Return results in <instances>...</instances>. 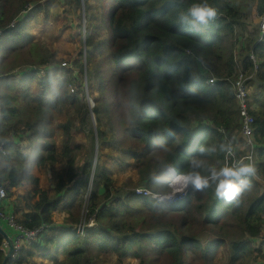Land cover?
<instances>
[{
  "label": "trees",
  "instance_id": "trees-1",
  "mask_svg": "<svg viewBox=\"0 0 264 264\" xmlns=\"http://www.w3.org/2000/svg\"><path fill=\"white\" fill-rule=\"evenodd\" d=\"M89 1L68 3L88 7ZM52 2L0 0V183L8 194L3 203L7 213L19 215L18 222L28 229L47 225V230H59L54 219L59 209L69 213L71 228L95 220L85 236H63L54 264H103L102 257L110 252L117 254L116 264L128 257L139 264H218L222 247L228 252L227 264H264V35L248 21L264 16V0H206L217 10L206 26L179 19L196 0H114L104 21L91 22L86 35L89 59L107 58L109 71L85 80L78 57L73 65L83 72L79 85L76 69L59 66L62 61L55 53L33 39V20L49 16ZM23 65L51 66L40 77L41 92L32 91L37 69L13 75ZM241 73L255 85L250 113L255 119L256 173L250 187L233 202L217 198L214 187L201 192L190 188L187 198L173 205L138 195L135 188L140 184L161 191L157 181L168 184L162 164L182 174L201 145L234 138L238 157L245 153V148L236 150L243 142L234 91ZM86 82L96 83L100 91L92 109L98 126L88 132L87 149L73 132L76 119L86 123L91 111L84 99ZM68 107L74 116L57 123V114H67ZM102 114L111 130H122L112 143L127 150L124 158L134 160L139 182L128 178V189L115 188L112 172L100 164L107 139ZM55 126L64 132L61 156L67 168L52 173L51 195L39 188L37 175L24 179V164L33 154L36 167L57 162ZM209 159L220 166L225 154ZM25 184L31 190L12 198ZM46 231L29 248L23 246L13 263L28 264L34 249L56 244ZM4 243L0 233V264L8 252Z\"/></svg>",
  "mask_w": 264,
  "mask_h": 264
},
{
  "label": "rangeland",
  "instance_id": "rangeland-1",
  "mask_svg": "<svg viewBox=\"0 0 264 264\" xmlns=\"http://www.w3.org/2000/svg\"><path fill=\"white\" fill-rule=\"evenodd\" d=\"M112 3H114V0H90L88 2V7L85 6L81 7L78 3H68V0H53V2L50 5L49 16L43 14L33 21L32 23L33 39L42 41L46 46V48H48L51 52L55 53L57 59L62 61L61 64L59 65L61 67L63 62L67 61L68 64L70 63L74 64V61L77 60L78 57H80L85 68L84 70V75L86 77V78L84 77L85 80L86 79L89 80V76L91 75L95 77L97 73H101L102 75L107 74L109 71V66L107 65L108 62L107 58H103L101 59V61L96 57L95 58L93 57L92 60L89 59L90 53L87 50L88 46L86 44V35L88 33V25L91 22H94L96 24V23H102L104 21L106 15L105 10L106 9L108 10L110 6H111L110 8L111 10L113 8ZM248 21L251 27L259 28L260 25L259 17L248 19ZM96 38L100 39L98 35H96ZM81 52H83V57H81ZM88 53H89V57H88ZM23 66H26L27 68L29 67V65H23ZM75 68L76 67L74 66V69ZM76 71L78 72L77 73L78 79L76 81L77 84L79 85L83 80V76H82L83 72H81L79 68H76ZM19 72H17L16 69L12 73L13 75L15 74L16 76L21 77V74H19ZM249 86L251 88V94L254 95L255 85L250 83ZM73 87L74 85H72V88ZM84 89H86L87 91V95H85L84 99L87 101L91 111L86 116V123H82L79 118L76 119V124L75 127L73 128V132L75 134V138L79 139L80 141H84L87 149V147L89 146V142L87 139L88 132L90 128L93 127L94 129H96L98 126L96 114L95 112L92 111V109L95 107L96 103L99 102L97 96L99 95L100 91H99V86L96 83L90 84L89 86V84L86 82ZM109 102L112 101L109 100ZM67 109H68L67 114H62V115L59 114L57 118L58 122L59 121L64 122L69 117L74 116L73 108L68 107ZM102 128L107 131V139H106V143H104L101 147L102 156L100 159V164L102 165L103 168H107L109 169V171L112 172V176L115 179V185H114L115 188L118 189L124 187L128 189L127 188L128 178L131 177L136 182L139 181H138V173L133 164L134 160L129 159L128 157L124 158L123 152H126L127 150H122L120 148H117L112 143L115 136H117L118 138L121 137L122 130L121 129H115L114 131L111 130L109 126H107V118H105L103 114H102ZM61 134L62 131L57 132V139L58 138L61 139L62 137ZM77 139L76 141H78ZM249 146L250 145H248V143L246 145L243 139V142L237 145L236 150L244 151L245 148V150L247 151V147ZM98 148L99 147L97 141V148H96L97 158H98ZM59 159L60 160L58 162L52 164L51 170L58 171V173H63L64 170L67 168L66 161L63 160V158H59ZM51 170H48L47 168H39V170H36V173L40 175L41 184L42 182H45V185H49V174L51 173ZM29 187L30 185L28 184L24 188L18 190L21 191L22 193L20 194V196H22L26 191H28V189H31ZM137 187H145V186L143 184H140ZM17 192H15L12 198H16L17 196H19ZM22 204H24V202H22ZM66 218L67 217H65V219ZM228 257H229L228 252L226 251L225 247H222L219 250V253L216 257V262L218 264H227ZM36 258L37 261H39L38 260L39 257ZM126 261L127 260H125L124 262L125 264H132V262H126ZM112 262L113 261L111 257H107L105 259L106 264L107 263L113 264ZM42 264H46V263L42 262Z\"/></svg>",
  "mask_w": 264,
  "mask_h": 264
},
{
  "label": "clouds",
  "instance_id": "clouds-1",
  "mask_svg": "<svg viewBox=\"0 0 264 264\" xmlns=\"http://www.w3.org/2000/svg\"><path fill=\"white\" fill-rule=\"evenodd\" d=\"M216 17H217V10L214 7H212L210 4H208L206 0H196V2L192 3L187 7L186 11L180 13L179 15L180 21L194 26H198V25L206 26L210 21L214 20ZM261 17L262 16H260L259 18ZM70 64H72L71 67H65V66L62 67L74 69L73 63ZM33 67H37V66H33ZM48 67L49 69H51V66ZM257 69L255 67V72ZM38 71L40 75L46 72L45 68H44V72H42L41 70ZM17 72H19V70H17ZM248 78L250 80V77ZM211 83L214 82L209 81V84ZM70 87L72 88V86ZM72 90L74 89L72 88ZM252 97L253 96H251V98ZM243 139L245 141L244 136ZM233 144H234V138L222 140L218 144L201 145L197 150L198 154L190 158V160L188 161L187 170L184 171L182 174L178 173L174 167H170L167 164H162V167L166 170V172L167 171L172 172L174 169L177 174L183 176L184 185L182 188L177 189L176 190L177 192L185 191L188 187L194 189L196 192H201L204 191L205 189H208L209 187H214V193L217 198H223L227 202H233L237 200V198L240 196L241 193H243L245 190H247L250 187L251 178L256 173L255 165L250 162L251 158L248 159L241 158L239 160H233L231 163L227 162V157L233 154ZM217 153L225 154V162L220 166H217L216 163H213L209 159L210 157L214 156ZM36 159L37 157L35 154L28 157L27 161L24 164V179H28L34 174L36 170ZM166 172H165V176L169 182L170 180L167 177ZM172 182L163 185V184H159V181H157L158 187L161 189V191L154 193V196H160L161 199L170 198V196L164 193L163 189L165 187H170ZM174 194L175 192L172 195ZM8 264H10L9 261Z\"/></svg>",
  "mask_w": 264,
  "mask_h": 264
},
{
  "label": "built area",
  "instance_id": "built-area-1",
  "mask_svg": "<svg viewBox=\"0 0 264 264\" xmlns=\"http://www.w3.org/2000/svg\"><path fill=\"white\" fill-rule=\"evenodd\" d=\"M260 29L264 35V16L260 18ZM252 59L255 62V67L256 69L258 68L257 65V59L254 55H252ZM62 66L65 67H71L72 64H68L67 61L62 63ZM32 69H37L41 70L44 72V68L42 67H28L27 70H32ZM237 81L235 83L234 91H235V97L240 105V111H241V117H242V135L245 138V143L247 145H250L251 150L249 152H246L244 155L238 157L237 152L233 150V154L229 155L227 157V162L231 163L233 160H239L241 158L244 159H250V162L253 164V148H254V143H253V135H254V117L250 113L251 109V88L249 86V83L247 81L249 78L245 77L243 73H241L237 77ZM210 82H214V78L210 80ZM0 151H3V148L0 147ZM167 176L169 177V182H172L170 188V192L165 193L166 195L170 196V198H164L161 199L160 196H154V193L148 188L145 187H137L136 188V193L138 195H146V196H151L154 199L158 200L161 203L173 205L178 203L179 201H182L187 198L189 189L188 187L185 191L182 192H177L176 190L179 188H182L184 185V180L182 175H177L175 170L173 169L172 172H166ZM180 178V179H178ZM168 182V183H169ZM175 192L174 195H172ZM7 197V191L6 189L2 186L0 183V220L4 221L9 228H11L15 232V236H11L13 243H14V252L9 260L10 264H14L18 257L19 253L22 250L23 246L26 244H30L33 241H36L41 235L45 233L47 230V225L42 226L37 229H28L24 227L21 223L18 222L17 217L14 214L7 213L5 207H4V200ZM96 222L94 219H92L89 223H86L85 221H82L80 224L76 225L74 227V232L77 234L79 237H83L86 234V228L87 227H94L96 226ZM8 233V232H7ZM9 234V233H8ZM5 247L8 248V241L5 238Z\"/></svg>",
  "mask_w": 264,
  "mask_h": 264
},
{
  "label": "crops",
  "instance_id": "crops-1",
  "mask_svg": "<svg viewBox=\"0 0 264 264\" xmlns=\"http://www.w3.org/2000/svg\"><path fill=\"white\" fill-rule=\"evenodd\" d=\"M32 28H33V25H32ZM26 68H27L26 66H22V67L17 68V69H20V71L22 70V74H21V72L19 73V74H21V76H23L24 72L27 71ZM44 68H45L46 71L49 70V67H44ZM37 77L38 78H36L35 81L33 82L32 91H34V92H39L40 91L41 92V90L43 88L39 84V80H40V77H41L40 73L37 74ZM58 116H59V114H57L56 120H57ZM57 123H58V121H57ZM55 128H56L55 138H56L57 150H58V156H57V159H58L57 162H58L60 160L59 158H62V156H61V149L63 147V142H64L63 141L64 140V132L58 126H55ZM58 131H62V134H61L62 137H61V139L60 138L57 139V132ZM77 140H79V139H77ZM55 163L56 162H54V163H47V165L44 166V167H36V170H39V168H47L48 170H51L52 169V164H55ZM36 170H35L34 174L37 175L38 177H40V175L36 173ZM53 172H58V171L51 170V173L49 174V185H45V182H42V184H41V178H40V184H39V188L49 190V192H50L51 195L54 194L53 188L51 187L52 181L50 179ZM27 185L28 184H25L23 187H20L18 189H15V192H17L21 188H24ZM29 188H32L31 185H30ZM30 190L31 189H28V191H30ZM28 191H26V192H28ZM26 192L25 193L23 192L24 194L22 196H25ZM17 193L19 195L22 194L21 191H18ZM14 215H16L17 218H19V215H17V214H14ZM55 215H56L55 218H54L55 219V222H56L55 224H58L56 226H58V229L59 230H55V229L50 228L49 230L46 231V233H47V235H48L49 238L56 239L57 243L56 244H51L47 249L45 248L46 250L45 249H43V250H35L34 249L33 250L34 251V255L29 258V260H28L29 263L28 264H42V262H45L46 264H54L53 257H54V255L56 253V250L58 248L59 242L63 240V236L64 235L68 236L69 234L74 233V227L75 226L71 228L67 224V218L69 217V213L68 212H66L63 209H59L58 211L55 212ZM65 217H67V218L65 219ZM66 233H68V234H66ZM26 246L29 248L30 245L29 244H26ZM53 246H54V248H53ZM36 257H39L38 258L39 261H37V258ZM107 257H111V259L113 261L112 262L113 264H116L117 261H118L117 254H115L113 252H110V253H108V254H106V255H104L102 257V263L103 264H106L105 263V259ZM126 260H127L126 262H132V264H139V260L136 259V258H134V257H128Z\"/></svg>",
  "mask_w": 264,
  "mask_h": 264
},
{
  "label": "water",
  "instance_id": "water-1",
  "mask_svg": "<svg viewBox=\"0 0 264 264\" xmlns=\"http://www.w3.org/2000/svg\"><path fill=\"white\" fill-rule=\"evenodd\" d=\"M97 161V154H96V158H95V163ZM0 233H2L4 235V237L7 239L8 241V247H9V250L4 258V261L2 262V264H8V261L10 260L13 252H14V243H13V240L11 238V236L6 232V230L4 229L3 225L1 224L0 222Z\"/></svg>",
  "mask_w": 264,
  "mask_h": 264
}]
</instances>
